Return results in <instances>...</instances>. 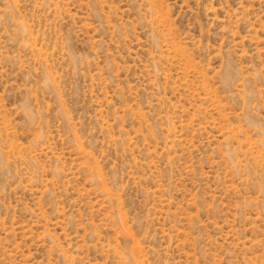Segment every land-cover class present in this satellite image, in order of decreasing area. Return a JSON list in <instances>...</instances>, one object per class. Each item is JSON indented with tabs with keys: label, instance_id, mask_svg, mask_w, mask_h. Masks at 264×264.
Returning <instances> with one entry per match:
<instances>
[{
	"label": "rangeland",
	"instance_id": "1",
	"mask_svg": "<svg viewBox=\"0 0 264 264\" xmlns=\"http://www.w3.org/2000/svg\"><path fill=\"white\" fill-rule=\"evenodd\" d=\"M0 264H264V0H0Z\"/></svg>",
	"mask_w": 264,
	"mask_h": 264
}]
</instances>
